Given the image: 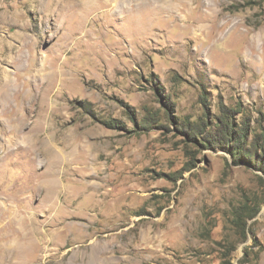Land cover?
<instances>
[{"label":"rangeland","instance_id":"obj_1","mask_svg":"<svg viewBox=\"0 0 264 264\" xmlns=\"http://www.w3.org/2000/svg\"><path fill=\"white\" fill-rule=\"evenodd\" d=\"M0 264H264V0H0Z\"/></svg>","mask_w":264,"mask_h":264},{"label":"trees","instance_id":"obj_2","mask_svg":"<svg viewBox=\"0 0 264 264\" xmlns=\"http://www.w3.org/2000/svg\"><path fill=\"white\" fill-rule=\"evenodd\" d=\"M228 118H230V116L228 114L224 113V115L219 120V129H220V131L223 132V135H225V136L228 135V140L229 139L232 140V135L234 133H232V131H231V125L232 124ZM109 124H111V126H114L112 122ZM115 126H117V125L115 124ZM247 128H248V125H245L244 129H241V132L239 134L241 138L246 137L247 132H248ZM234 141H235V139H234ZM240 142L241 141H236V144H238L240 146ZM239 146L237 147V150L235 151L237 157H239V155H241V154H245V155L247 154L248 157H254V155L251 153L252 151H249L248 153L241 152L239 150Z\"/></svg>","mask_w":264,"mask_h":264},{"label":"bare ground","instance_id":"obj_3","mask_svg":"<svg viewBox=\"0 0 264 264\" xmlns=\"http://www.w3.org/2000/svg\"><path fill=\"white\" fill-rule=\"evenodd\" d=\"M88 1V0H85ZM127 2V4H130L131 2H133V0H125Z\"/></svg>","mask_w":264,"mask_h":264}]
</instances>
